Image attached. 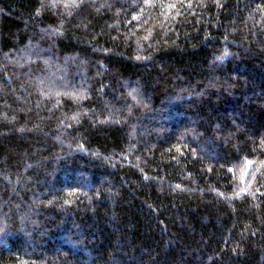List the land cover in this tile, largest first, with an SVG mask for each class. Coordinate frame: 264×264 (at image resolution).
Wrapping results in <instances>:
<instances>
[{
	"label": "trees",
	"instance_id": "obj_1",
	"mask_svg": "<svg viewBox=\"0 0 264 264\" xmlns=\"http://www.w3.org/2000/svg\"><path fill=\"white\" fill-rule=\"evenodd\" d=\"M0 264H264V0H0Z\"/></svg>",
	"mask_w": 264,
	"mask_h": 264
},
{
	"label": "rangeland",
	"instance_id": "obj_2",
	"mask_svg": "<svg viewBox=\"0 0 264 264\" xmlns=\"http://www.w3.org/2000/svg\"><path fill=\"white\" fill-rule=\"evenodd\" d=\"M51 75H52V73H51V71H49V73H47L45 76L44 75L43 76H39L40 78H38V79L42 80L41 78H47V77L50 79V78H52ZM51 86H53V87H51V90H50L51 92L56 93V91H60L61 90V89H58L57 86H54V84H51ZM33 87H34V85H33Z\"/></svg>",
	"mask_w": 264,
	"mask_h": 264
}]
</instances>
